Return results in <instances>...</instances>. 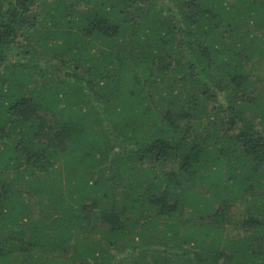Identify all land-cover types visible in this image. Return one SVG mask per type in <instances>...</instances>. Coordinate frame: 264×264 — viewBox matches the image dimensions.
<instances>
[{"label":"trees","instance_id":"1","mask_svg":"<svg viewBox=\"0 0 264 264\" xmlns=\"http://www.w3.org/2000/svg\"><path fill=\"white\" fill-rule=\"evenodd\" d=\"M263 69L264 0H0V264H264Z\"/></svg>","mask_w":264,"mask_h":264},{"label":"rangeland","instance_id":"2","mask_svg":"<svg viewBox=\"0 0 264 264\" xmlns=\"http://www.w3.org/2000/svg\"><path fill=\"white\" fill-rule=\"evenodd\" d=\"M26 43V42H25ZM24 44V43H23ZM38 44L37 43H34V46L36 47ZM37 48H39V50L40 51H44L45 52V50H43L40 46H37ZM37 58H39V56H36V59ZM260 73L261 74H264V69H263V72L262 71H260ZM234 132H236V131H234ZM1 147V146H0ZM242 209L243 207H242V205H239L238 206V204H237V206H235L233 209H231L230 211H231V214H234L235 213V215H236V213H238L239 211V209ZM185 212H184V216L186 215V213L189 211V209H187V208H185V210H184ZM234 211V212H233ZM237 215H239V214H237Z\"/></svg>","mask_w":264,"mask_h":264}]
</instances>
